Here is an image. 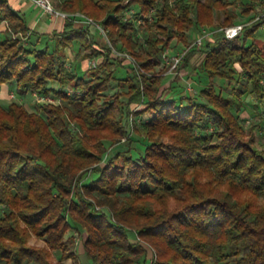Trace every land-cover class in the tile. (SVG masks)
<instances>
[{"label": "trees", "instance_id": "1", "mask_svg": "<svg viewBox=\"0 0 264 264\" xmlns=\"http://www.w3.org/2000/svg\"><path fill=\"white\" fill-rule=\"evenodd\" d=\"M258 1L240 2L239 14H254L227 39L218 28L239 24L229 0H52L97 22L100 44L73 17L60 32H33L0 0V85L57 101L33 112L0 104V264H264V149L253 134L264 116L248 129L238 116L243 96L264 103ZM193 30L211 36L192 46ZM173 39L186 50L178 71L201 53L208 84L197 102L162 88ZM75 43L85 52L68 62ZM88 58L97 65L77 71ZM216 78L236 85L223 95Z\"/></svg>", "mask_w": 264, "mask_h": 264}, {"label": "rangeland", "instance_id": "2", "mask_svg": "<svg viewBox=\"0 0 264 264\" xmlns=\"http://www.w3.org/2000/svg\"><path fill=\"white\" fill-rule=\"evenodd\" d=\"M229 1L231 2L229 8L234 10L238 14V17L236 19L237 21H239L238 23L242 24V23L248 22V18H249V16H252L254 14L253 12L249 16H244V15L239 14L240 2L245 1V0H229ZM262 12H264V0H259L256 4V14L258 15V17L261 16ZM77 13H79V12H77ZM61 19L64 20V18H61ZM93 22H95V21L93 20ZM75 23H77V22L75 21ZM78 23L82 24L81 22H78ZM95 23H97V22H95ZM84 26H86V25H84ZM90 26H91L90 30H91V32H93L95 34L98 42L100 44H106V42H105L106 38L104 37V32L100 31L95 25H90ZM221 28L222 27H220L218 29H221ZM205 34H208V35H205ZM205 34L201 33L199 35V37H202L203 39L204 38L207 39L211 36V35H209V31H207V30H205ZM195 35H197L195 30L190 32L191 37H194ZM257 36L261 40L264 41V29L263 28H261L257 31ZM195 38L197 39L198 37L195 36ZM73 47H74V49H77L79 47V44L75 43L73 45ZM183 51H185V47L181 43H177L176 39H173L171 41V48L166 50V52L163 54V57H162L163 59H162V62H161V65L159 66V68H162L163 66L169 65V69L165 73L164 78L162 80L163 90H167V93L169 92L170 96H172V97L173 96L176 98L181 97L182 102L184 104H187V100H188L187 98H190V100L194 101V102L195 101L197 102V100L199 101L198 91L201 88L207 86L208 78L206 75H204V76L203 75L202 76L197 75V72L199 71V65L202 61L201 53L199 51L193 52L188 58L187 65L183 66L179 71L177 70L178 66L176 68L171 67L172 57L175 56L176 54L182 53ZM83 52H85V51L83 49H81L79 51V54H82ZM75 58H76V56H74V61H75ZM92 59H94V58H88L87 61L88 60L90 61ZM94 60H96V62H97V59H94ZM123 63L126 64V62H123ZM88 68L89 67L87 65L86 69H88ZM82 72H84V70ZM115 74L117 77L124 76L122 68H117ZM198 74H199V72H198ZM198 78L200 79V81H197ZM6 84H8L7 86L11 87L12 91H9L7 93L5 100L0 99V104L3 107H7V105L13 101V102H17V103L24 105L28 112H33L34 106L38 102L39 103H44V102L56 103L57 102L52 97L41 98V97H37V96L33 95L32 93L19 94L15 89L14 82H9ZM214 84H215L216 90L220 91L223 95L229 94V88L231 86L236 85L233 82L231 84H229L227 81L222 80L220 78H216L214 80ZM115 91H118L116 83L113 84V87H112V89L109 90V93H113ZM242 99L244 100L246 109L243 110L242 112L238 113V116H239V120L242 122L244 128L248 129L251 124L258 122L259 119L264 116V103L260 104V103L256 102L255 99H253L252 97H249V96H243ZM251 103H258L259 106L256 108H253L252 105H250ZM131 106H132V108L135 107L134 105H131ZM139 107H137V109ZM133 117L134 116L130 115V116H128V118H126V128L128 129V131L130 129H133L134 126H136L135 125L136 120H133L132 119ZM205 131L206 132L210 131V128L206 129ZM253 134H254V138H255V141H254L255 146L259 149H264V130H262V128H259V129L255 130L253 132ZM124 142H125V138H122L120 143L122 144ZM105 144H106V146H109L108 142H105ZM118 146L117 145L112 146L109 149V151L112 152L113 149L117 148ZM90 174L91 173L88 171L83 173V175H82L83 180L89 178L91 176ZM259 200H260V202H262L264 204L263 198H260ZM72 234H74V232L70 230L66 233V237H68ZM74 235H76V234H74ZM75 240L78 243V245H80V247H78V249L80 248V250H82L81 243L79 242L80 239L75 236ZM29 242H30V244L38 246V247L44 246L43 238H38V237H35L33 235L30 237ZM53 258L55 260H59L60 253L59 252H53ZM81 260H83V259H81ZM63 263L70 264L71 261L65 260V261H63Z\"/></svg>", "mask_w": 264, "mask_h": 264}, {"label": "crops", "instance_id": "3", "mask_svg": "<svg viewBox=\"0 0 264 264\" xmlns=\"http://www.w3.org/2000/svg\"><path fill=\"white\" fill-rule=\"evenodd\" d=\"M12 8L18 11L26 20L29 28L33 32L40 34H52L53 32H60L64 25V20L59 17H52L44 13L39 7L27 0H8ZM75 23V22H74ZM76 25H82L75 23ZM84 26V25H83ZM4 23L0 22V36L3 34ZM74 50V51H73ZM81 50L80 47L74 49L73 46L66 48V55L68 62H76L77 53ZM74 56H76L74 61ZM89 60L86 59L76 63L77 71L82 72L86 70L89 65ZM88 63V64H87ZM4 83L0 85V99L5 100L7 93L12 91L10 86ZM24 106V105H23ZM25 107V106H24Z\"/></svg>", "mask_w": 264, "mask_h": 264}, {"label": "built area", "instance_id": "4", "mask_svg": "<svg viewBox=\"0 0 264 264\" xmlns=\"http://www.w3.org/2000/svg\"><path fill=\"white\" fill-rule=\"evenodd\" d=\"M27 1H29L32 4L36 5L37 7H39L44 13H46L49 16L60 17V18H64V19L69 18V17H73L76 22H81L82 24L84 23L83 25H95L100 31L104 32L98 23L93 22V20L91 18L85 16L84 14L75 13L74 15H71V14L64 13V12H61V11L55 9L51 0H27ZM261 16H264V12H262ZM243 25L244 24H235V25H231V26L221 28L220 30H221V32H223L225 38L232 39V38L236 37L241 32ZM202 33L205 34V31L203 30ZM205 35H208V34H205ZM104 37H105V32H104ZM202 40H203L202 37L197 38L192 43V46H200L202 43ZM112 51H113V55L116 57L131 59L129 57V55L126 53L118 52L115 50H112ZM185 52H186V50L183 51L182 53L176 54L175 56L172 57V62H171L172 68H176L180 64ZM96 65H97L96 60L92 59V60H90L88 67L93 68ZM33 95H35L37 97H41V98H47V97H43V96L36 95V94H33Z\"/></svg>", "mask_w": 264, "mask_h": 264}]
</instances>
